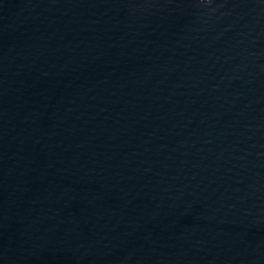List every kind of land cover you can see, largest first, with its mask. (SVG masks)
<instances>
[{"label": "water", "instance_id": "water-1", "mask_svg": "<svg viewBox=\"0 0 264 264\" xmlns=\"http://www.w3.org/2000/svg\"><path fill=\"white\" fill-rule=\"evenodd\" d=\"M0 264H264V0H0Z\"/></svg>", "mask_w": 264, "mask_h": 264}]
</instances>
